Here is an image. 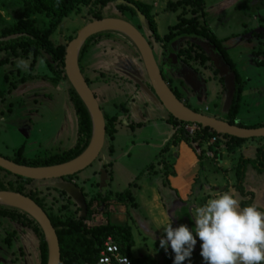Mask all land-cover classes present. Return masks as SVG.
Returning a JSON list of instances; mask_svg holds the SVG:
<instances>
[{
    "label": "rangeland",
    "instance_id": "rangeland-1",
    "mask_svg": "<svg viewBox=\"0 0 264 264\" xmlns=\"http://www.w3.org/2000/svg\"><path fill=\"white\" fill-rule=\"evenodd\" d=\"M132 1H140L152 7L151 14L159 41H156L152 36H148L149 33H147V36L152 39L154 56L158 62V65L162 68L165 79L172 90L177 85L178 80L175 79V76H171L172 74L169 69H177L179 71L180 67H176L173 64H170L171 67L167 66L165 61L169 58V55L166 53L163 54V52H165V49L163 48L165 43L162 41V39L168 34V28L176 24L177 16V13H170L166 10V3L170 1L174 2L176 0ZM261 3L264 4V0H204L205 11L207 12L206 17H208L206 20L208 27H211V31L217 38L239 34V37L229 40L236 43L239 41V38L246 36V34L241 35L242 31H248L256 24L254 18L264 16V5H262V12L256 11V7L260 6ZM112 5L109 4L106 8L100 10L102 18H119L131 23L133 26L137 25L140 27L137 17H131L129 13H123L122 11L119 12L117 9H114ZM92 9L93 11H96V9ZM258 9L259 8H257V10ZM89 10L90 7H79L77 11L73 12L68 18L62 19L58 22L56 21V27L53 29V31L50 30V42L54 45H67L70 42L69 38L76 36L83 26L88 23L89 19L91 18V16L88 15ZM23 12L24 7L19 3L18 0H0V34L2 30L11 28L20 20H22ZM187 17H189V15H187ZM30 18L34 20L35 26L39 30L46 31L48 24L50 23L48 18L44 17L43 15L33 17L31 16ZM244 40L247 39L244 38ZM232 42H230L229 45H232ZM177 44L179 47L180 45L184 44V42L181 40V38H179L174 40L172 45ZM226 47H228V45H226ZM223 48L230 62L236 67V73L238 74L239 72V74H242V78H244V76L246 77L247 75L248 78H250L248 81H245L246 85L243 84L241 99L239 100V108L237 110L236 116L245 118L246 116L251 115L257 117V120H260V123L263 122L264 66H257L256 61L254 60V62H251L253 50L249 47V45L245 44V42L235 45L234 51H232V49L230 50L229 47V50L227 51L224 43ZM8 57V62L4 65H0V90H4L7 87L4 79L5 75H8L9 81H13L15 78L12 76L16 75V70L20 71L21 74L29 73L31 80L26 81V85L23 87V89L11 92V95H7L0 102V156L11 160L15 157V152L22 148V157L26 158L27 160H32L44 158L53 154H61L71 150L75 144L74 142L76 139L77 123L74 109L69 97L70 86L68 83L66 81L59 82L56 88L50 86L51 84L48 82V79L51 77V73L47 70L42 59H38L34 69L29 72L28 68L31 63V59H24V61L27 63V68H25L23 66L18 67V62L21 60V58L11 57L5 52L0 53V60H4ZM213 57L215 58L213 70L214 68L217 70L218 68H223V72H220L222 74L217 72L209 73V70L206 68H210V66L207 67L208 63H206L204 67L195 68L199 77L197 75L195 78L190 77L189 80L185 81V86L188 88L189 92H193V94L197 96V101L199 102L198 105H195L194 107L198 108L199 112L212 115L213 111L217 109L219 112H222L221 108L223 107V109H227L224 113V115H226V111L229 110L233 101V90H230L229 87L231 86L230 83L234 82V78L230 73L229 67H227V65L223 62V58L217 53H213ZM80 64L82 66L84 76L89 81L88 85L90 89L94 95L96 94L99 97L98 99V97L95 95L96 99L100 101L101 98L100 103H102V109H105L106 106L113 108L115 107V109H117L114 112H107V114L102 111L104 114L117 119V116H114L113 114L119 112L120 104L134 102V100L138 98H141L140 100L142 101H146L145 105H148L149 107L147 113L156 115L155 112H157L158 116H161L165 113L162 112V109L160 106H158V104L156 105L152 101L149 102V100L142 95L140 90L135 85L134 81L139 80V74L134 73V71L132 72V70L133 67L135 69L138 68L135 66H138L140 61L138 56L135 54L134 49L125 41L122 36H119L118 33L103 32L95 35L94 39L89 43ZM221 64H224V66L222 67ZM246 68H249V70H246ZM243 70L248 72L244 73L242 72ZM259 73L263 75L261 76ZM141 74L143 77H145L143 72ZM170 76L172 78H170ZM43 77H47V79L44 80ZM34 79L42 80L48 85L44 84L43 86H40V82L37 81L36 83ZM203 80H205L206 84H204ZM221 84L224 86L225 90L223 93V102L221 101L222 94L219 98V102L218 100H215L217 95L216 93L207 95V97L203 95L206 93V91L214 90V87L219 88ZM256 89L263 90L260 93H256ZM33 90H36V92ZM137 93L141 95L139 96ZM228 93L230 94V98ZM255 95L259 96L260 99H257ZM229 100H231V103H229L230 106L228 105ZM18 101H20V105H17ZM181 103L184 104L182 101ZM204 107L209 108V111L205 112ZM165 116L167 119V114H165ZM254 120H256V118ZM255 123L259 124V122ZM139 128H141V126H139ZM136 129L137 128H134V131H131V128H129L126 131H119L118 137L115 138V141L113 142V145L115 144L116 146V150L114 154H111L112 159L110 161L112 163H109L101 169L106 172V174L102 173V177L107 178L105 185L109 183L110 179L113 181L112 187L110 189L108 188L107 190H110L112 193L118 192L124 197H126L127 193L123 194V192H130L129 187L134 188L136 185V183H134V185L131 186L130 183L137 181V179H131L132 181L128 179L129 167H132V169L137 171L138 174V171L141 172L148 164H154L155 166V164L161 160L165 164L168 162V158L164 157V154L163 156H158L156 158L154 157V150L142 144L143 141H147L145 139L146 136H148L147 138L149 139L152 137V132L149 130V127H144L140 130ZM129 139L134 140V144H136V142L138 143L137 149L133 150V153L132 148H130V151L127 153L130 154L131 152V157H122L120 153L122 150L126 151L124 148L130 145L128 141ZM106 141L107 142L100 153L99 158L90 167L77 174V176L71 180L63 179L66 183L75 185L77 188H79L85 201H87L89 196L91 197V195L95 193L93 189H90L93 187L95 182H98L99 186V172L93 171L89 173V171H91L92 168L97 167L98 165L96 164L104 158L105 154H107V145L109 144L108 137H106ZM222 144L223 143H221V145ZM250 145L252 150L251 156L248 153V146ZM219 147L221 148V152L224 151L221 162L218 160V155L216 157L214 156L215 147L212 145L209 146L208 141H205L201 146L202 150L204 151V158L201 161L203 165L207 166L208 168L214 167L217 170L219 176L221 175V173H219V168L226 170L229 169L230 171L227 170L229 171V179L235 183L236 168L240 158L247 157L248 159H253L255 156L256 145L252 141H247L233 151H227L224 146ZM113 156L115 157L116 161ZM114 166L118 172H116V169H113V172L110 171V168ZM244 170L246 171V174L243 187L245 190L254 194V204L258 206L264 205V172L259 174L257 171H254V169H251V165L245 166ZM141 173L138 175L144 178L145 175H140ZM11 179V177H3V174L0 173L1 181L4 182ZM129 181L131 182L128 183ZM58 183L60 182H33L31 185H29V188L39 189L41 192V197H46L45 200L48 204L52 203L53 198L58 199V201H56L57 204L53 206L54 212H57V207H59L62 202H64L59 197V192H61L60 189L55 187V185L57 186ZM86 188H89V190L87 191ZM53 190L57 192H54ZM86 191L88 193H86ZM133 191L134 189L132 192H130V195L135 201L136 199L133 195ZM101 195L103 196V194ZM112 199H114V196H112ZM48 207L50 206L47 205V209ZM101 217L102 216L91 218L88 220V223L91 225L98 224V222L101 221ZM7 223L11 224V221L0 219L1 264H8L6 260L11 258L9 248L4 245V238L6 237V234L10 232V230L6 227ZM133 232L134 235H136L135 230H133ZM8 237L9 236H7L5 240L9 241L10 238ZM32 243L34 244H31L29 247V249L31 248L29 260L37 264V244L34 241H32ZM25 253L27 254L28 252L26 251ZM16 255L18 256L17 253ZM167 256L169 257V254Z\"/></svg>",
    "mask_w": 264,
    "mask_h": 264
},
{
    "label": "trees",
    "instance_id": "trees-1",
    "mask_svg": "<svg viewBox=\"0 0 264 264\" xmlns=\"http://www.w3.org/2000/svg\"><path fill=\"white\" fill-rule=\"evenodd\" d=\"M18 1L24 7V12L22 14L23 19L13 27L2 30L0 34V53L5 52L11 57H19L23 60L31 59V63L28 68L29 72L34 69L37 60L42 59L47 70L51 73V77L48 79V82L51 84L50 86L54 88H56L59 82L66 81L63 71V60L66 44H52L49 40L50 30L53 31L58 21L68 18L73 12H76L79 7H90L88 15H90L91 18L89 19L88 23L93 20L102 19L100 10L106 8L109 4H113L112 6L114 9H117L119 12L122 11L123 13H129L131 17H137V14L134 10L136 9L142 16H144L145 20L147 21L149 31L152 33V37H154L156 41H159L151 14L152 7L140 1L123 0L131 4L134 9L123 4L115 5L117 0ZM92 8L96 9V11H93ZM166 10L170 13H177L176 24L168 28V34L164 36L162 41L165 43L164 47L170 50V46L173 44L174 40L179 38L183 40L184 44L176 47V49H178L176 56L177 59H179L180 65L182 67L186 68L187 70L189 69L190 71H194L196 70L195 68L204 67L206 63L209 62V58L200 45H198L199 43L212 46L217 54L223 58L224 63H226V65L229 67L230 73L234 78L233 101L228 113L226 114V120L229 124H236L235 120H237L236 114L239 108V100L241 99L243 81L241 80L239 73H236V67L230 62L228 56H226L227 54H225L226 52L223 48V43L228 39L239 37L240 35L233 34L229 38L218 39L208 27L205 18L207 16V12L205 11L204 0L170 1L166 3ZM38 15H43L50 20L46 31L39 30L35 26L34 20L30 18L31 16L33 17ZM187 15H189V17H187ZM248 31H242L241 35L246 34ZM118 35L125 39V41L134 49L135 54L138 56L136 48L132 45L128 38L119 33ZM94 37L95 36H92L87 39L80 49L78 57L80 70L82 68L80 64L81 59L83 58L89 43L94 39ZM74 38L75 36H72L69 38V40L71 41ZM258 53L259 52L255 51L252 54L257 56ZM8 60L9 57L4 60H0V65L6 64ZM12 77L15 78L13 81H9L8 75H5L4 77L7 87L4 90H0V102L7 95H11V92L16 91L19 86L24 85L26 81L31 80L29 73L21 74V72L18 70H16V75ZM43 79L46 80L47 77H43ZM85 81L87 84H89L87 79ZM44 84L48 85L45 82ZM172 92L176 99L180 100V97L174 91ZM69 97L74 109L77 123L76 143L71 150L61 154H53L44 158L27 160L26 158L22 157V148H20L17 152H15V157L13 159H5L10 160L17 165L37 168L63 164L79 156L88 145L91 135V122L86 108L72 88L69 89ZM18 104L20 105V101H18L17 105ZM121 108L123 109L122 106ZM104 119L105 134L109 141V144L107 145L108 151L112 152V144L114 141V135L116 134L117 119L106 114H104ZM168 121L171 122L175 127L182 125L181 122L174 120L170 115H168ZM238 126L254 129L263 127L264 125L259 123L248 126L238 124ZM213 137L220 136L216 133L210 132L208 129H202L200 134H196L191 138L181 129H177L172 141L162 150L161 155H157L156 158L167 153L170 145H175L177 142L183 141L189 146L196 145L200 149L205 141H208ZM223 138L224 142L217 139L213 145V147L216 149L214 151L215 157L217 155L219 156V144L221 143H223L222 145L227 151H233L248 141L225 136ZM251 141L256 145L254 158L243 159L241 157L236 168V188L241 192L243 197H248L247 202L242 203L241 207L251 205L250 198L252 197L251 194L244 193L241 188V183L244 178L245 166L251 165V167L259 174L264 172V139H253ZM198 158L200 160L204 158V151L201 149L199 151ZM158 164H161L164 169L168 166L162 160L159 161ZM151 167H153V164H149L146 167V170H149ZM0 173L3 174V177L12 178L11 180L4 182L0 180V191H11L26 195L32 199L48 217L58 238L60 264H97L99 252L102 249L103 243L109 237L112 238L114 243L120 247V253L123 256L128 257L133 263L131 257L133 241L131 230L128 225H113L108 222L98 225H91L88 223V220L96 217V215L102 213V210L109 206V201L113 200L112 196H114L116 201L127 203L133 206L134 200L131 198L130 192H123V194L127 193L126 197L120 193H112L110 190H107L103 196L98 192L94 193L91 195V197L89 196L86 201V218L80 220L78 219L80 213L79 208L63 192H59L60 199L64 201H61L63 205L61 204L62 206L60 205L57 207V212H54L53 206L57 204L56 201H58V199L53 198L52 203L48 204L45 200L46 197H41V192L39 189L29 188V185L33 183L31 180L13 176L2 169H0ZM76 176L77 175H74L72 177L65 178L64 180H71ZM94 186L97 188L98 183H95ZM53 191L57 192L55 190ZM47 205L50 206L48 207L49 210L47 209ZM10 212H15L18 215ZM20 216L27 218V227L32 229V231L36 234L38 240L37 250L39 253L38 264H46L47 247L38 225L23 213L11 208L0 206V217H6L11 221H14L16 219L20 220Z\"/></svg>",
    "mask_w": 264,
    "mask_h": 264
},
{
    "label": "crops",
    "instance_id": "crops-1",
    "mask_svg": "<svg viewBox=\"0 0 264 264\" xmlns=\"http://www.w3.org/2000/svg\"><path fill=\"white\" fill-rule=\"evenodd\" d=\"M207 19L208 17H206V20ZM209 28L211 27L209 26ZM230 36H226L218 39L229 38ZM244 38L247 37L239 38V41L236 43L229 41L230 39L226 40L224 42L226 50L228 51L230 48V50L232 49V51H234L235 45H239L241 42L244 43ZM230 42H232L231 43L232 45H229ZM245 44L247 43L245 42ZM226 45H228L229 48L226 47ZM174 47H175L174 45L170 46V49H172L171 51H173V54L172 55L170 54L172 58L177 57L174 54L175 52ZM253 59L254 58H251V62H253ZM246 70H249V68H246ZM246 70H243L242 72L244 73L248 72ZM186 71H187L188 80L190 79V77L195 78L196 75L199 77L196 70L190 71L189 69L188 70L186 69ZM210 72L211 73L217 72L219 74H222L216 68H214V70L211 69ZM239 75L241 80L243 81V84L246 85L245 81H248L250 79L248 78V75L246 77L244 76V78H242L243 76L242 74ZM259 75L262 76L263 74L259 73ZM170 78L172 77L170 76ZM175 79L178 80V82L173 91L180 97V100L184 102L187 108L191 110H198V108H195L194 106L198 105L199 101H197L198 100L197 96L194 95L193 92H189L188 88H186L185 86L186 80L184 81V79H181L179 77H175ZM34 81L40 82V86L44 85V82L42 80H34ZM229 89L232 90V86H230ZM262 90L263 89L260 90L256 89V93H260ZM33 91L36 92V90ZM224 92H225L224 86L221 84L219 88L214 87V90L206 91V93H204L203 95L207 97V95L216 93L217 95L215 100L216 101L218 100L219 102V98L221 97L222 94L221 101L223 102ZM137 95L140 96L141 94L137 93ZM255 97L257 99H260L259 96L255 95ZM229 98H230V94H229ZM140 99L139 98L135 99L134 102L122 103L120 104L119 112L115 114L112 113L114 116H117L118 119V122L116 124V134L114 135V141L115 138L118 137L119 131H126L129 128H131V131H134L133 130L134 128H137L136 130H140L144 127L145 128L149 127V130H151L152 132L151 138L153 140L151 138L150 139L147 138L148 136H146L145 139L147 141H143L142 144L154 150V154H155L154 157H156L157 155H161L162 150L166 146H168V144L172 141L174 134L177 132V127H175L171 122H169L168 118L166 119L165 116L166 113H164L163 110L162 112L164 114L161 116H158L157 112H155L156 115L147 113L149 107L148 105L147 106L145 105L146 101L144 100L142 101ZM231 100H229L228 105L229 103H231ZM100 101L98 102L102 109L103 107ZM121 106L123 107V109L121 108ZM115 110H117L115 109V107L113 108L110 106L108 107L106 106L105 109H102V111L105 112L106 114L107 112L110 113V112H114ZM225 110L227 109H223V107L221 108V111L223 113L219 112L218 109L214 110L212 115L221 119L223 117V119L227 121L226 120L227 115H224ZM227 113L228 111H226V114ZM255 118L256 120H254ZM236 119L237 120H235V123L237 125L240 124V125L248 126V125L256 124L255 122L260 123V120H257V117L251 115H248L245 118H240L239 116H237ZM260 124L264 125V121L261 122ZM139 126H141V128H139ZM128 141L130 145L124 148L126 151L122 150V152L120 153L122 157L124 156L131 157L132 156L131 152L130 154L127 152L130 151V148H132L133 153H134L133 150L137 149V145H138L137 142L136 144H134L135 141L132 139H129ZM74 143H76V139ZM219 146H223V145L220 144ZM248 147H249L248 153L251 156L252 155L251 145ZM112 148L113 151L112 152L108 151L107 154L104 155V158L96 164L98 166L92 168L91 171H89V173L93 171L99 172V170H101L102 167L108 165L109 163H112L110 160L112 159L111 154H114L116 150L115 144L114 145L112 144ZM200 149L202 150V148ZM200 149L196 145L189 146L183 141L177 142L175 145H170L167 153L164 154V157L168 158V162H167L168 166L165 167L164 169L163 166L161 164H158L157 162L155 166L153 164V167H151L149 170H146V167L149 165L148 164L142 170L143 173H141L142 171L141 172L138 171V174L141 173V175H145L144 178L139 176L137 174V171L132 169V167L128 166L129 167L128 179L130 180L137 179L136 182L135 181L131 182L132 180L128 182V183L131 182L130 185L131 184L134 185V183H136L134 188L129 187L130 192H132V190L134 189L133 195L136 199L134 201V205L132 206L127 203H123V202L121 203L119 201H116V199L114 198L115 200L114 199L110 200L109 206L106 209L102 210L103 212L95 217L97 218L99 216H102L100 218L101 221L98 222V224H103L105 222H108L113 225H128L130 227L132 241H133V245L131 249V257L134 264H173L174 253L172 252L171 248L169 247L166 252L164 249H161L159 247V239L163 235L164 226H166L169 222H171L173 228L178 227L181 224H185L190 229H193L195 226L194 220L192 219L194 209L197 206L203 205L208 199L214 198L215 196L225 191H234L237 198L240 200V206L242 203L247 202L248 197H243L241 192L236 188L237 185L236 181L234 183L229 179L228 172L230 170L227 169L229 170L227 171L226 169L219 168L220 170L219 173H221V175L219 176L217 170L214 167L208 168L207 166L203 165L202 161L198 158ZM223 152H221V148H220L219 159H218L220 162L222 160V156L224 155ZM113 158L115 159L114 156ZM243 159H248V158L244 157ZM113 169H116V167L115 166L111 167L110 171L113 172L114 171ZM251 169L253 168L251 167ZM116 172H118L117 169ZM245 174L246 171L244 172V178L241 183V188L244 193H249L252 195V197L250 196L251 197L250 204L252 205L254 204V194L250 191L245 190V188L243 187L245 182ZM112 185H113V181H111L110 179L109 183L105 185V187L107 188L103 189L100 188V186H98L99 188H95V186L93 185V187H91L90 189L91 190L93 189L95 193L98 192L99 194H104L108 188L110 189L112 187ZM88 190L89 188L87 189V191ZM87 191L86 193H88ZM116 193L119 194L118 192ZM256 206L260 211H264V205L261 206L256 205ZM0 219H6L11 221L10 219L5 217L3 218L0 217ZM27 221H28L27 218H25L24 216H20V220L16 219L14 221H11V224L7 223L6 227L7 229L10 230V232L6 234V237L9 236L8 238H10V240L9 241L5 240L6 238L5 237L4 245L9 248V252L11 254V258L6 260L8 264H35V262L29 260L30 259L29 254L31 252L30 251L31 248L29 249V247L31 246V244H34L32 243V241L36 242V244L38 241L36 234L32 231V229L27 227L28 226ZM98 224H93V225H98ZM133 230H135L136 235H134ZM193 235H195V233H193ZM200 244L201 241H199V238L197 237V243L194 246L193 253L189 260H185L184 264H204V261L199 254ZM26 251L28 252L27 254L25 253ZM16 253L18 254V256L16 255ZM36 254H37L36 257L38 259L37 262L38 264L39 263L38 251ZM168 254L169 257L167 256Z\"/></svg>",
    "mask_w": 264,
    "mask_h": 264
},
{
    "label": "water",
    "instance_id": "water-1",
    "mask_svg": "<svg viewBox=\"0 0 264 264\" xmlns=\"http://www.w3.org/2000/svg\"><path fill=\"white\" fill-rule=\"evenodd\" d=\"M118 4H123L134 9L131 4L125 1L122 2V0L116 1L115 5ZM134 10L142 32L138 31L131 23L125 20L106 17L85 24L76 34L75 38L66 45L63 60L64 76L70 88L73 89L86 108L91 122V135L85 150L69 162L37 168L17 165L0 156V169L13 176L31 180L32 182L59 181L60 183L57 186L55 185V187H58L61 192L65 193L77 205L80 210L78 217L80 220L86 217V201L79 188L66 183L63 179L77 175L90 167L99 158L107 142L104 114L98 100L86 83L78 64L80 49L86 40L92 36L103 32H115L128 38L136 48L140 60V65H138V68L134 72L139 74V80L134 81L135 85L149 102L152 101L154 104H158L174 120L181 123L199 125L203 129H208L210 132L219 135L222 141L224 136L248 141L264 139V126L252 129L240 127L237 124H229L223 117L221 119L213 115L191 110L182 104L180 100H177L166 79L161 74L158 62L154 56L153 42L148 37L152 36L148 23L144 16L136 9ZM255 32L264 34V29H259ZM147 33H149L148 36ZM198 45H200L206 55H213L210 45L203 43H199ZM211 48L215 51L212 46ZM173 59L174 62H172ZM168 60L170 61H168V65L173 64L178 67V63H175L178 61L176 57L172 58L169 56ZM221 65L222 67L224 66V64ZM218 70L219 72H223V68H218ZM142 72L145 74V77L142 76ZM25 85L26 83L17 90L23 89ZM230 85L233 90V82ZM102 173L106 174L104 170H99V186L105 189L107 178L102 177ZM0 206L17 210L33 220L40 228L44 242L46 243V264H60V251L56 232L44 211L32 199L20 193L0 191Z\"/></svg>",
    "mask_w": 264,
    "mask_h": 264
},
{
    "label": "clouds",
    "instance_id": "clouds-1",
    "mask_svg": "<svg viewBox=\"0 0 264 264\" xmlns=\"http://www.w3.org/2000/svg\"><path fill=\"white\" fill-rule=\"evenodd\" d=\"M19 66L27 63L21 59ZM192 219L193 229L171 222L163 228L159 247L171 248L173 264L190 259L197 237L204 264H264V211L255 204L241 207L234 191H225L197 206ZM122 264H128L126 257Z\"/></svg>",
    "mask_w": 264,
    "mask_h": 264
},
{
    "label": "flooded vegetation",
    "instance_id": "flooded-vegetation-1",
    "mask_svg": "<svg viewBox=\"0 0 264 264\" xmlns=\"http://www.w3.org/2000/svg\"><path fill=\"white\" fill-rule=\"evenodd\" d=\"M262 5H264L263 3H261L260 4V6H258V7H256V11H261L262 10ZM250 7H252V6H250ZM257 8H259L258 10H257ZM262 12V11H261ZM255 19V21H256V24L252 27V28H250L249 29V31L246 33V39L247 40H244V42H246L248 45H249V47L253 50L252 52H259L258 54H257V56H255L254 54L253 55H251V58H254L255 59V61H256V64H257V66H260V67H263V65H264V34H262V33H256L255 31H257V30H259V29H264V16H261V17H258V18H254ZM136 29H138V31H140V32H142L141 30H140V27L139 26H137V25H135L134 26ZM244 37V36H243ZM175 47V49H176V46L178 47V44L177 45H174ZM204 46H206V45H204ZM163 48L165 49V52H163V54L164 53H166L167 55H169V56H171L170 54H173V51H171L172 49H170V50H168L167 48H165L164 46H163ZM177 50L178 49H176L175 50V52H174V54L176 55V53H177ZM210 50H212L213 51V53H217L216 51H214L212 48H211V46H210ZM204 51V50H203ZM172 57V56H171ZM207 57L209 58V62H208V65H207V67L208 66H210V68H206V69H208L209 70V73H210V70L211 69H213V67H214V65H215V58L213 57V55L212 56H210L209 54L207 55ZM177 58V57H176ZM253 59V60H254ZM178 61L177 62H175V63H178V67H180V70L178 71L177 69H169L170 70V72H171V76L173 77V76H175V77H179V78H181V79H184V81L186 80H188V76H187V71H186V69L184 68V67H182L181 65H180V62H179V59H177ZM168 59L165 61L166 62V64H167V66H170V65H168ZM170 62V61H169ZM172 62H174V59L172 60ZM254 62V61H253ZM263 63V64H262ZM136 64V63H135ZM133 66V65H132ZM135 66V65H134ZM135 67H137V66H135ZM160 67V66H159ZM171 67V66H170ZM181 67H182V69H181ZM135 72V68L133 67V70H132V72ZM160 71H161V74L163 75V77L165 78V76H164V72H163V70H162V68L160 67ZM81 73H82V75H83V77H84V79L86 80L87 78L84 76V74H83V71H82V68H81ZM176 74V75H175ZM203 82H204V84H206V82L203 80ZM172 90H174V89H172ZM95 96V95H94ZM96 97V96H95ZM203 113V112H202ZM223 141H224V139H223ZM10 213H15V212H10ZM16 215H18L17 213H15ZM6 218V217H5ZM26 218V217H25Z\"/></svg>",
    "mask_w": 264,
    "mask_h": 264
},
{
    "label": "built area",
    "instance_id": "built-area-1",
    "mask_svg": "<svg viewBox=\"0 0 264 264\" xmlns=\"http://www.w3.org/2000/svg\"><path fill=\"white\" fill-rule=\"evenodd\" d=\"M204 110L205 112H208V108H205ZM177 129H181L185 134L192 138L196 134H200L203 128L196 124L182 123V125H179ZM217 139L221 141V137H213L208 140V145L213 146ZM123 257L126 256H123L120 253V247L114 243L112 238L109 237L103 243L102 249L99 252L97 264H122ZM126 258L128 264H133L128 257Z\"/></svg>",
    "mask_w": 264,
    "mask_h": 264
}]
</instances>
